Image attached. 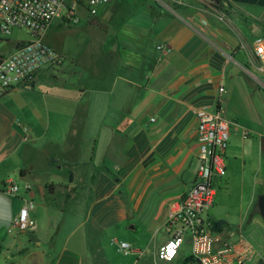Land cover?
<instances>
[{"label":"crops","instance_id":"crops-1","mask_svg":"<svg viewBox=\"0 0 264 264\" xmlns=\"http://www.w3.org/2000/svg\"><path fill=\"white\" fill-rule=\"evenodd\" d=\"M224 6L220 12L211 0H111L90 17L82 0L77 24L53 20L45 42L63 64L5 91L16 96L14 104L0 101V229L16 219L37 182L56 193L47 180L56 166L67 174L58 192L77 227L56 253L36 230L28 232L29 243L16 231L12 244H0V264H117L105 245L107 230L126 220L135 221L132 230L152 226L155 238L162 234L154 241L155 264L188 259V239L171 263L156 254L170 238V206L196 179L195 112L202 108H221L232 122L226 173L215 182L207 218L224 222L225 243L248 251L244 264H264L257 207L264 195V72L251 53L264 35V0ZM30 40L5 43L0 59ZM220 86L227 92L219 95ZM19 179L29 192L5 194L6 182ZM234 188L249 196L240 223L212 213ZM251 234L260 238L257 248Z\"/></svg>","mask_w":264,"mask_h":264},{"label":"built area","instance_id":"built-area-1","mask_svg":"<svg viewBox=\"0 0 264 264\" xmlns=\"http://www.w3.org/2000/svg\"><path fill=\"white\" fill-rule=\"evenodd\" d=\"M111 0H86V12L96 17ZM159 1V0H157ZM82 0H0V34L8 37L13 30H25L31 40L0 59V94L24 82H29L42 68H56L63 64V58L45 42L51 23L57 18H65L71 24L79 22L78 10ZM253 58L260 63L264 72V35L256 37L251 47ZM219 95L225 93L222 86ZM195 137L198 144L199 166L196 179L186 195L174 202L167 213L166 231L170 238L157 250V259L171 263L179 255L182 245L190 242L189 264H244L248 251L236 250L225 243L214 224L207 218L213 207L215 182L225 176V153L229 143L232 122L219 108L209 112L206 108L195 112ZM23 130L27 140V129ZM30 186H23L29 192ZM4 193L17 197L20 187L9 180L4 185ZM34 210L31 200L25 199L23 206L9 228V233L36 230L30 213ZM116 243V241H115ZM118 244V243H117ZM119 251L129 254L131 246L127 242L118 244ZM253 256L251 254L250 258ZM189 257V258H190Z\"/></svg>","mask_w":264,"mask_h":264},{"label":"rangeland","instance_id":"rangeland-1","mask_svg":"<svg viewBox=\"0 0 264 264\" xmlns=\"http://www.w3.org/2000/svg\"><path fill=\"white\" fill-rule=\"evenodd\" d=\"M28 39H30V36L25 30H13L12 34L8 37H2L0 34V51L5 43L13 44L16 41L19 42ZM225 92H227V88ZM12 93L5 94V92H2L0 94V101L3 100L14 104L17 99ZM246 105L249 104L246 102ZM236 106L239 107V103H236ZM58 168L59 166H56V170L52 171V177L47 179L48 182L56 185L54 189L56 190V193L49 188L48 184L41 186V183L37 182V184L33 186V195L31 193L27 198L34 204V210L30 215L36 224V237L39 238V242L41 243H51L53 245V249H51L49 253H56L59 251V249L67 242L68 236L74 234L72 232L77 227V224L75 223V221L77 222V218H71L70 214L66 210L64 211V197L58 192V190L60 186L67 183V181L64 180V177L67 174L65 171H58ZM17 181H19L17 185L20 187L19 194H22L24 192L23 182H21L20 179ZM42 192L44 193V198H42ZM248 199V195L242 197L240 190L234 188L229 196H226L225 192L221 194L218 199L217 207L212 213L217 218L227 217L232 222L240 223L249 209ZM75 209L79 208L75 207ZM14 221L15 220H9L8 228L4 227L0 229V244H12L17 239L15 236L17 230H14L13 233H9L8 230ZM153 221L154 220L147 219L143 222H146L147 226H150ZM134 224L135 221L126 220L121 222L117 228H114L113 230H110L109 228L107 230V242L105 245L108 248L109 257L117 264H155V254L153 249L155 244L154 241H159L162 238V234H159L157 238H155L152 226L150 228L151 230H132L131 227ZM84 230L85 228L83 231ZM26 233L27 234H21L19 232V242L23 240L26 243L30 242L31 234L28 232ZM76 234V236L79 237V232ZM248 239L256 248L260 244V238L258 235L251 234L248 236ZM120 242H127L131 246L129 254H124L119 251L118 244ZM139 251L140 254H138ZM136 261L138 262L136 263Z\"/></svg>","mask_w":264,"mask_h":264},{"label":"trees","instance_id":"trees-1","mask_svg":"<svg viewBox=\"0 0 264 264\" xmlns=\"http://www.w3.org/2000/svg\"><path fill=\"white\" fill-rule=\"evenodd\" d=\"M212 4H213V7L222 12L223 9H225L224 7V3H226V0H211ZM51 163H53V161H51ZM224 225V222H218V223H214V230L220 232L222 227ZM192 261V258H188L186 260H184L183 262H181V264H189L190 262Z\"/></svg>","mask_w":264,"mask_h":264},{"label":"water","instance_id":"water-1","mask_svg":"<svg viewBox=\"0 0 264 264\" xmlns=\"http://www.w3.org/2000/svg\"><path fill=\"white\" fill-rule=\"evenodd\" d=\"M257 207H258L259 214H260V216L262 217V219L264 221V195H260L258 197Z\"/></svg>","mask_w":264,"mask_h":264}]
</instances>
